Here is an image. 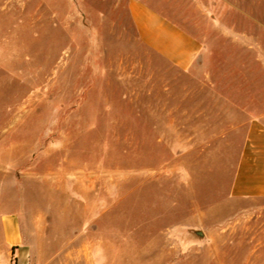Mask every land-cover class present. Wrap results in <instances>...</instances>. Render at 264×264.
I'll use <instances>...</instances> for the list:
<instances>
[{
	"label": "rangeland",
	"instance_id": "obj_1",
	"mask_svg": "<svg viewBox=\"0 0 264 264\" xmlns=\"http://www.w3.org/2000/svg\"><path fill=\"white\" fill-rule=\"evenodd\" d=\"M128 1L0 0V264H264V197L230 194L264 0H144L201 43L188 70Z\"/></svg>",
	"mask_w": 264,
	"mask_h": 264
},
{
	"label": "crops",
	"instance_id": "obj_2",
	"mask_svg": "<svg viewBox=\"0 0 264 264\" xmlns=\"http://www.w3.org/2000/svg\"><path fill=\"white\" fill-rule=\"evenodd\" d=\"M129 11L139 38L183 70L192 67L201 43L191 33L151 7L144 0H129ZM230 194L234 197H264V112L248 120L236 164ZM12 244L21 240L19 231L8 233ZM30 249L19 243L14 257L17 264H29Z\"/></svg>",
	"mask_w": 264,
	"mask_h": 264
}]
</instances>
